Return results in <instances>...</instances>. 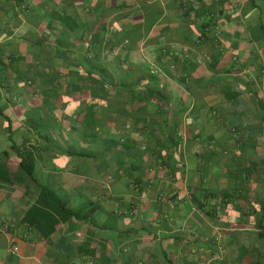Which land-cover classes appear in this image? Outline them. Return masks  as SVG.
<instances>
[{
    "label": "crops",
    "instance_id": "0c3cea01",
    "mask_svg": "<svg viewBox=\"0 0 264 264\" xmlns=\"http://www.w3.org/2000/svg\"><path fill=\"white\" fill-rule=\"evenodd\" d=\"M0 162V264H264V0H0Z\"/></svg>",
    "mask_w": 264,
    "mask_h": 264
},
{
    "label": "trees",
    "instance_id": "16d2710c",
    "mask_svg": "<svg viewBox=\"0 0 264 264\" xmlns=\"http://www.w3.org/2000/svg\"><path fill=\"white\" fill-rule=\"evenodd\" d=\"M91 53H94L92 55ZM96 50L90 51L89 56L96 60L99 56ZM93 69H97V64L90 66ZM104 71L102 68L98 69ZM16 152L18 148L15 146ZM21 166L29 173H32L33 164L23 156ZM0 180L10 181L8 167L0 162ZM79 216V212L69 208L65 201H63L53 190L48 187H42L38 199L34 205H32L24 215L22 222L33 226L44 237L48 238L56 226L61 222L68 220L71 217Z\"/></svg>",
    "mask_w": 264,
    "mask_h": 264
},
{
    "label": "built area",
    "instance_id": "2783aa9c",
    "mask_svg": "<svg viewBox=\"0 0 264 264\" xmlns=\"http://www.w3.org/2000/svg\"><path fill=\"white\" fill-rule=\"evenodd\" d=\"M197 41H199V40H197ZM152 72H153L154 74H163V71H162L161 68H155V69L152 70ZM7 226H9V225H7ZM7 226H6V227H7ZM7 228H8V227H7Z\"/></svg>",
    "mask_w": 264,
    "mask_h": 264
}]
</instances>
